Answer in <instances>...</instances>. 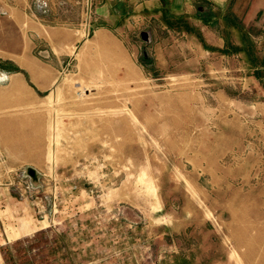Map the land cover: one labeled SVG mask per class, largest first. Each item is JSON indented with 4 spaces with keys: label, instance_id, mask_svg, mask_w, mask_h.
Wrapping results in <instances>:
<instances>
[{
    "label": "rangeland",
    "instance_id": "obj_1",
    "mask_svg": "<svg viewBox=\"0 0 264 264\" xmlns=\"http://www.w3.org/2000/svg\"><path fill=\"white\" fill-rule=\"evenodd\" d=\"M102 1L0 0V264H264L262 0L205 52Z\"/></svg>",
    "mask_w": 264,
    "mask_h": 264
},
{
    "label": "crops",
    "instance_id": "obj_2",
    "mask_svg": "<svg viewBox=\"0 0 264 264\" xmlns=\"http://www.w3.org/2000/svg\"><path fill=\"white\" fill-rule=\"evenodd\" d=\"M112 0H103V9H109ZM124 5L132 4L133 12L144 16L148 12L149 21H153L154 28L150 31L152 36L156 35L157 29H163L169 34L177 33L186 36L181 43L184 49L195 46L197 50L205 52V45L210 49H222L225 45V30L233 34L238 33V26L230 22L232 18H238L237 10H231L230 6L234 0H117ZM252 9V8H251ZM250 9V10H251ZM260 18L254 17L255 14L239 16L246 27H260L264 29V0L259 8ZM164 14L172 19L182 18L190 23V29H177L168 22H162ZM157 20L161 26H157ZM193 27L195 28L193 30ZM194 34H200L202 40L195 37ZM158 41L157 38L155 42Z\"/></svg>",
    "mask_w": 264,
    "mask_h": 264
},
{
    "label": "water",
    "instance_id": "obj_3",
    "mask_svg": "<svg viewBox=\"0 0 264 264\" xmlns=\"http://www.w3.org/2000/svg\"><path fill=\"white\" fill-rule=\"evenodd\" d=\"M142 37H143L144 39H147V35H146V34H143ZM32 174H34V173H32Z\"/></svg>",
    "mask_w": 264,
    "mask_h": 264
},
{
    "label": "bare ground",
    "instance_id": "obj_4",
    "mask_svg": "<svg viewBox=\"0 0 264 264\" xmlns=\"http://www.w3.org/2000/svg\"><path fill=\"white\" fill-rule=\"evenodd\" d=\"M60 112V111H59Z\"/></svg>",
    "mask_w": 264,
    "mask_h": 264
}]
</instances>
